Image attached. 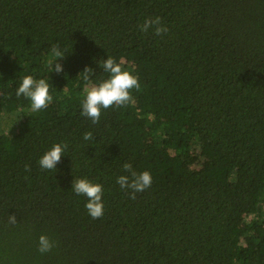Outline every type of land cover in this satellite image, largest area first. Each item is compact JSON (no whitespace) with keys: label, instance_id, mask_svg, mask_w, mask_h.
I'll return each mask as SVG.
<instances>
[{"label":"trees","instance_id":"obj_1","mask_svg":"<svg viewBox=\"0 0 264 264\" xmlns=\"http://www.w3.org/2000/svg\"><path fill=\"white\" fill-rule=\"evenodd\" d=\"M155 17L161 36L139 27ZM108 57L140 88L93 124L84 89ZM27 75L50 85L38 112L16 95ZM126 162L152 177L135 199ZM82 178L103 187L100 219ZM0 264H264V0H0Z\"/></svg>","mask_w":264,"mask_h":264},{"label":"clouds","instance_id":"obj_2","mask_svg":"<svg viewBox=\"0 0 264 264\" xmlns=\"http://www.w3.org/2000/svg\"><path fill=\"white\" fill-rule=\"evenodd\" d=\"M142 32L147 33L150 29L156 36L165 34L168 29L161 23L160 17L147 18L142 25L139 26ZM51 59L48 61L51 72L60 74L63 72V67L57 61L64 58V53L61 51L59 44H53L51 47ZM103 70L109 73L108 79L85 87L84 99L82 102L81 115L91 120L93 124H97L101 117V111L112 108L113 106H126L133 101L131 91L139 90L140 84L138 78L130 71L123 70L121 65L112 57L102 60ZM94 70L90 67H85L81 72L83 80L89 81L93 76ZM79 73V74H81ZM50 85L45 79H34L31 75L24 76L20 86L16 91L17 97L23 95L30 100V107L33 112H38L49 106L53 101V97L49 94ZM83 139L92 140L91 132H86ZM67 144H54L38 161L42 170H56V165L61 161L63 153L67 149ZM26 171H30L28 165L25 166ZM123 170L130 175L119 176L116 183L121 189H126L131 193L130 198L135 199L137 193H141L151 187L152 177L150 172L144 171L137 173L133 171L131 163H124ZM71 190L78 196H84L87 199L85 205L88 215L96 220L104 215V205L102 203L103 187L100 184H94L86 178L75 179L72 181ZM10 224H16V217L9 216ZM53 242L45 235L39 237L38 251L41 254L50 252L53 248Z\"/></svg>","mask_w":264,"mask_h":264}]
</instances>
